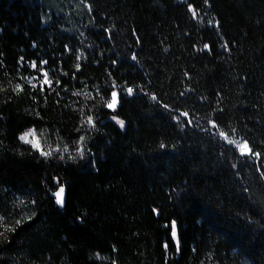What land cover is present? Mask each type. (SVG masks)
Returning <instances> with one entry per match:
<instances>
[{
	"label": "trees",
	"instance_id": "obj_1",
	"mask_svg": "<svg viewBox=\"0 0 264 264\" xmlns=\"http://www.w3.org/2000/svg\"><path fill=\"white\" fill-rule=\"evenodd\" d=\"M15 68L51 83L0 90V211L22 221L0 264H264V0H0ZM33 125L64 149L63 207L16 141Z\"/></svg>",
	"mask_w": 264,
	"mask_h": 264
},
{
	"label": "rangeland",
	"instance_id": "obj_2",
	"mask_svg": "<svg viewBox=\"0 0 264 264\" xmlns=\"http://www.w3.org/2000/svg\"><path fill=\"white\" fill-rule=\"evenodd\" d=\"M69 47V46H68ZM44 72H42V77L39 75H33V76H25L21 73L20 69L15 68L12 72H8L6 76L0 80V90L5 91L7 94H11L12 97L14 98L13 100L16 101L18 97H24V94H31V92L36 91L38 85L43 86V80H44ZM48 87V85H47ZM44 88L40 87L39 92L43 94ZM116 92V91H114ZM27 94V95H28ZM25 100L23 102H19L21 106L25 108V104L28 103V97L26 96ZM113 98H111L112 101ZM117 99V98H116ZM110 101V102H111ZM18 102V100H17ZM109 102V103H110ZM31 130V134L26 137V139L33 140L34 142H38L40 144L41 151L43 153H47L46 156H42L40 154V151H34L31 147L30 144L25 143L24 141H21L19 137L23 135L24 133H27ZM46 130L42 127H36V126H28L23 128L20 132L16 134V141L21 148L28 150L29 153H32L33 155L36 156V158L47 162H50L49 164V169H50V180L54 182L53 188L50 189L52 196L55 194L58 190L59 187L64 186L63 183H61L58 180V174L57 170L58 167L61 166V159L64 157V149L61 148L60 145L58 144H50L45 137ZM226 138V141L230 143L229 139L224 135ZM233 145L239 149V152L241 154H249V146L248 144L244 141H237L233 142ZM246 145L247 150L245 152H241V146ZM21 151V150H20ZM54 197V196H53ZM29 198L27 196H20L18 195L15 198L16 205L19 206V209H23L25 206H27V202ZM55 202L56 198L54 197ZM65 200V197H64ZM57 204V203H56ZM63 207V206H61ZM17 220V217H5L2 212L0 211V232H4L7 227H10L13 223H15ZM112 264V263H110Z\"/></svg>",
	"mask_w": 264,
	"mask_h": 264
},
{
	"label": "snow or ice",
	"instance_id": "obj_3",
	"mask_svg": "<svg viewBox=\"0 0 264 264\" xmlns=\"http://www.w3.org/2000/svg\"><path fill=\"white\" fill-rule=\"evenodd\" d=\"M205 48H208V45H205ZM133 59H135V57H133ZM20 64H23V57H21L20 61L18 62ZM46 63V62H44ZM37 67V64L35 61L32 62V68L35 69ZM44 80H43V86H47L51 83V81L47 78V73H44ZM128 93L131 94L133 92V90L131 88H129L128 90ZM117 95L118 93L117 92H113L112 93V101L107 105V107L109 109H114L117 107ZM165 107H167V105H165ZM184 115H187L186 113ZM112 120L113 121H117V117L113 116L112 117ZM88 123L89 124H93L94 121H93V118L92 117H89L88 118ZM117 123L120 125V126H123L124 125V122L123 121H117ZM215 126V125H214ZM31 134V130L27 133H24L23 135H21L19 137V139L21 141H24L25 143L27 144H30L32 149L34 151H40V154L42 156H46L47 153H43L41 151V148H40V144L38 142H34L33 140H30V139H26V137H28L29 135ZM221 136H224V133H220ZM163 147V145H162ZM247 150L246 148V145H242L241 146V152H245ZM259 155V154H257ZM65 189L63 187L60 188V190L58 192H56V203L58 206H63L64 204V201L61 199V194L64 193ZM154 212H156L157 210H153ZM158 214V212H157ZM22 221L21 220H16L15 224H16V227H7L5 229L4 232H0V238H2L4 241L7 240V236H6V233L7 232H15L17 230V228L21 225ZM172 231H171V236L173 238V242L176 243L177 245V251H180V242H179V236H178V225H177V222L175 220H173L172 222ZM165 248L168 247L167 245V242L165 243L164 245Z\"/></svg>",
	"mask_w": 264,
	"mask_h": 264
},
{
	"label": "water",
	"instance_id": "obj_4",
	"mask_svg": "<svg viewBox=\"0 0 264 264\" xmlns=\"http://www.w3.org/2000/svg\"><path fill=\"white\" fill-rule=\"evenodd\" d=\"M61 187H63V188L65 189L64 186H61ZM61 187L58 188L57 192L60 190ZM53 196L56 198V193L53 194ZM64 197H65V191H64V193L61 194V199H62L63 201H64Z\"/></svg>",
	"mask_w": 264,
	"mask_h": 264
}]
</instances>
